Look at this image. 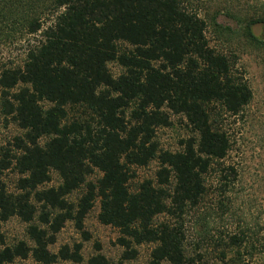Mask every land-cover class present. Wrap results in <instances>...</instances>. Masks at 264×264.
<instances>
[{
    "label": "trees",
    "instance_id": "trees-1",
    "mask_svg": "<svg viewBox=\"0 0 264 264\" xmlns=\"http://www.w3.org/2000/svg\"><path fill=\"white\" fill-rule=\"evenodd\" d=\"M34 1L38 12L26 24L40 38L21 66L0 67V112L23 130L0 153V228L17 216L32 244L5 245L0 264L29 256L36 264L82 261V242L49 247L67 221L88 240L84 219L97 200L98 220L117 229L124 258L152 243L150 264H201L184 248L185 215L208 196L210 172L216 203L227 211L224 197L238 177L225 162L232 148L227 125L253 97L234 70L235 52L210 44L207 18L186 0H28L29 13ZM239 6L224 14L237 27L210 17L214 32L264 50V0ZM39 8L49 10L46 22ZM110 62L122 68L117 76ZM74 108L83 114L70 118ZM171 114L183 116L192 132L176 151L160 149L156 140ZM152 160L154 177L132 190V166ZM9 168L19 174L13 192L1 177ZM94 169L101 175L89 180ZM51 170L61 181L43 187ZM241 223L227 234V247L237 260L256 254V264H264L263 212L256 226ZM87 264L110 261L98 251Z\"/></svg>",
    "mask_w": 264,
    "mask_h": 264
},
{
    "label": "rangeland",
    "instance_id": "rangeland-1",
    "mask_svg": "<svg viewBox=\"0 0 264 264\" xmlns=\"http://www.w3.org/2000/svg\"><path fill=\"white\" fill-rule=\"evenodd\" d=\"M253 0H186L190 9H196L208 21L207 36L210 44L228 54L235 52L234 70L237 75L244 78L250 86L253 97L243 111L230 118L227 129L232 141L225 162L232 164L238 170V177L224 197L227 211L221 212L217 205V195L214 172L207 176L210 192L205 201L198 207L190 208L185 215V241L184 248L189 256L201 264H256V254L237 260L234 248L227 247V234L234 231L238 224L245 221L250 226H256V217L260 212L264 215V50H256L250 45H240L236 39H223L214 32L210 17L215 13L217 22L231 27H237L234 19L225 16L226 10ZM29 13L28 0H0V67L15 68L24 62L26 52L33 47L38 39V34L28 31L27 19L36 15L38 7L33 2ZM41 20L50 18L49 10L39 8ZM48 22V21H47ZM47 24V23H45ZM260 35L264 37V29ZM245 43V42H244ZM246 44V43H245ZM111 72L117 76L122 68L115 62L108 64ZM81 109H71L69 117L82 115ZM169 126L156 129V140L162 150L176 151L181 149V140L192 135L186 119L181 115L171 114ZM23 134V130L10 118L0 112V153L3 148H12L14 138ZM158 163L152 160L145 166H132L135 176L130 180L129 187L133 190L145 178H153ZM101 173L94 169L88 177L96 180ZM2 180L8 191H16L19 174L9 168L2 172ZM60 177L56 171H50V180L43 187L57 186ZM212 184V185H211ZM82 188L74 190L69 196L70 201H76L81 195ZM99 202L89 211L84 219V230L90 238L84 240L81 232L76 229L72 221H67L56 235V242L50 245L52 251L63 244L72 245L82 242V261L61 260L52 264H87L89 256L102 253L110 264H150L152 243H143L136 246L137 254L134 258L126 259L122 256L124 248L117 243L119 235L117 229L104 225L98 220ZM166 219L159 216L157 221ZM27 224L19 217L12 216L3 222L0 228V249L11 245L18 240L32 241L26 233ZM99 247V248H98ZM226 253L222 261L221 253ZM4 264H36L31 256L15 258L12 262ZM161 264H170L162 261Z\"/></svg>",
    "mask_w": 264,
    "mask_h": 264
}]
</instances>
